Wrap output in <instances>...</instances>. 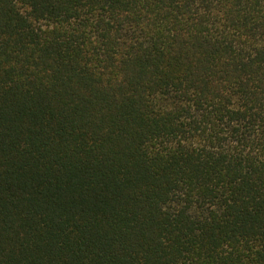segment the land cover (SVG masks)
Returning a JSON list of instances; mask_svg holds the SVG:
<instances>
[{
    "label": "trees",
    "instance_id": "16d2710c",
    "mask_svg": "<svg viewBox=\"0 0 264 264\" xmlns=\"http://www.w3.org/2000/svg\"><path fill=\"white\" fill-rule=\"evenodd\" d=\"M0 264H264V0H0Z\"/></svg>",
    "mask_w": 264,
    "mask_h": 264
}]
</instances>
